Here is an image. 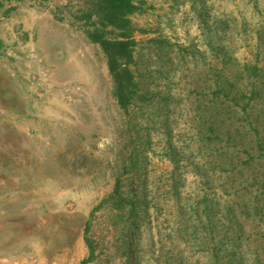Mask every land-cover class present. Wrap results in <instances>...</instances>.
<instances>
[{
    "label": "rangeland",
    "instance_id": "1",
    "mask_svg": "<svg viewBox=\"0 0 264 264\" xmlns=\"http://www.w3.org/2000/svg\"><path fill=\"white\" fill-rule=\"evenodd\" d=\"M88 1L4 0L0 6L1 49L8 39L11 52L9 57L0 55V264H81L90 253L85 241L90 210L114 188L125 141L126 126L121 122L126 116L113 94L105 52L77 17ZM135 1H144L143 10L130 15L144 53L152 52L150 38L161 37L194 54L183 60L176 46L167 64L146 54L152 62L142 66L161 68L164 74L156 72L149 87L177 101L171 122L183 158L179 187L188 196L197 187L193 171L201 155L191 132L194 98L202 90L212 97L222 77L234 81L235 73L234 91L245 87L247 97L255 84L263 83L264 76L256 78L247 65L264 73V0ZM39 15L42 19L37 20ZM24 26L36 31L33 39ZM220 71L223 76L217 77ZM241 97L239 103L228 100L239 108L248 100ZM248 110L228 114L247 126L260 121L263 127L264 104ZM138 120L151 127L152 146L144 148L149 199L162 207L159 218L144 228L140 243L146 248L149 235L158 231L156 227L164 233V218L170 217L168 191L174 165L160 117L150 123ZM112 229L108 210L97 211L89 233L97 242L91 264H127L118 254ZM197 244L195 240L196 250ZM203 258L202 264L211 263ZM142 259L143 264L151 263L148 254ZM255 264H264V255Z\"/></svg>",
    "mask_w": 264,
    "mask_h": 264
},
{
    "label": "trees",
    "instance_id": "2",
    "mask_svg": "<svg viewBox=\"0 0 264 264\" xmlns=\"http://www.w3.org/2000/svg\"><path fill=\"white\" fill-rule=\"evenodd\" d=\"M89 1L77 17L85 22L89 38L99 43L105 52L113 94L126 116V121L122 119L121 122L126 129L114 188L93 207L85 224V241L90 253L81 264H91L96 257L97 242L89 233L96 212L104 207L109 212V226L114 228L112 232L119 243L118 254L126 258L127 264H143V254H148L150 264H202L203 256L211 261L210 264H255L264 255L261 251L264 244L253 239L264 241V125L261 127L260 121H251L247 126L230 114L247 113L249 107L264 104V81L253 86L250 97H247L245 87L234 91L238 79L236 73L234 81L222 77L210 98L205 90H195L199 95L193 101L191 132L201 155L193 171L198 178L195 192L184 196L178 177L183 158L174 141L171 122L177 101L169 93L161 89L153 91L149 87L156 72L164 74L161 68L154 71L142 67H148L152 62V56L146 54H154L161 65L167 64L169 52H173L178 44L166 38L152 37L148 40L151 53H144L139 48L130 15L143 10L144 1ZM3 2L0 0V6ZM108 33L114 36L110 37ZM177 48L183 60L194 56L187 48ZM247 67L254 70L256 78L264 76L257 66ZM219 76H223V71L218 73ZM239 95L248 100L243 99L244 104L235 108L230 100L239 103ZM157 116L166 135L167 155L174 165L168 191L172 209L170 217L164 218V233L156 227L158 231L149 235V247L145 248L140 243L144 228L159 218L162 207L149 199L144 148L152 146L151 127L141 125L138 119L150 123L155 122ZM153 211L156 212L154 215ZM243 220L247 221L246 225ZM247 229L250 234L246 233ZM195 240H198V250L194 246ZM157 242L161 246H157ZM242 242L247 244L246 249ZM249 257L253 260L246 262Z\"/></svg>",
    "mask_w": 264,
    "mask_h": 264
},
{
    "label": "crops",
    "instance_id": "3",
    "mask_svg": "<svg viewBox=\"0 0 264 264\" xmlns=\"http://www.w3.org/2000/svg\"><path fill=\"white\" fill-rule=\"evenodd\" d=\"M44 14H45V13H44ZM41 17H42V16L39 15V17H38L37 20L42 19ZM52 18H53V17H52ZM49 20H50V24H52V25H54L55 22H56V21H54V19H49V18H48V21H49ZM23 28L26 30V35H28V37H29L30 39H33V33L36 32V31H34L33 27H27V26H24ZM7 40H8V39H6V40L4 39V40H3V43H2V49H1V53H0V55H2V54L4 53L7 57H9L10 54H11V52H10V48H9L8 41H7ZM5 105H7V102H5ZM1 152H3V151H1ZM93 207H94V206H92L91 210L93 209ZM91 210H90V212H91ZM87 214H88V213H87Z\"/></svg>",
    "mask_w": 264,
    "mask_h": 264
}]
</instances>
